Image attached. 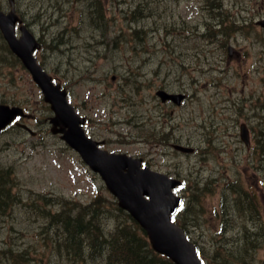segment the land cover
I'll return each instance as SVG.
<instances>
[{"label": "rangeland", "instance_id": "rangeland-1", "mask_svg": "<svg viewBox=\"0 0 264 264\" xmlns=\"http://www.w3.org/2000/svg\"><path fill=\"white\" fill-rule=\"evenodd\" d=\"M127 1L137 5L135 16L143 15V19L138 17L135 31L123 18L126 13L120 5ZM217 1L225 10L221 16L210 0H17L16 6L43 42L35 54L66 87L69 101L89 119L88 130L105 141L103 146L143 153L149 159L152 147L157 151L167 148V157L154 159L166 164H148L171 175L180 172L187 184L179 192L185 195L196 190L192 182L201 177L210 188L206 198V205L211 201L210 214L219 208L226 181L236 188H256L249 192L260 206L254 223L262 226L261 247L242 264H264V167L249 161L252 152L238 135L242 118L257 125L251 107L264 108V28L257 24L264 17V0ZM7 4L0 0V7L6 9ZM97 7L103 15L95 13ZM224 18L236 24L228 21L218 27L215 20ZM1 41L0 101L27 107L33 114L28 122L45 132L35 138L15 127L0 133V181L5 183V195L0 199V246L4 242L7 249L0 255V264H107L108 250L101 239L84 258L63 245L64 227L58 211L64 208L73 213L76 206L98 197V204L91 202L90 207L97 209L93 219H99L100 238L119 225H133L131 219L117 209L99 174L59 136L47 133L45 118L50 113L39 88L29 72L5 52ZM229 45L233 52L228 56ZM166 51L186 63L189 77L183 80L191 85L188 97L182 105L172 106L174 111H166L171 112L168 120L174 121L182 137L194 141L197 152L192 155L162 146L163 142L156 141L159 133L150 139L156 146L147 144L141 141L146 139V130L128 125L136 114H145L148 108L154 111L156 100L150 95L157 84L152 66ZM193 60L199 63L197 70L190 66ZM133 65L140 74L126 78ZM168 70L157 77L160 83L165 78L171 88L182 87L178 67L171 66L170 75ZM255 129L260 130L258 125ZM230 200L234 212L235 200ZM92 214L85 211L82 216ZM205 218L201 225L192 226L201 239L208 238L212 224L217 226L214 218L212 222ZM224 244L239 255L246 252L240 240L238 245ZM83 245L92 250L85 239ZM229 257L223 255L214 263L227 260L226 264H234L228 262L233 260Z\"/></svg>", "mask_w": 264, "mask_h": 264}, {"label": "water", "instance_id": "water-1", "mask_svg": "<svg viewBox=\"0 0 264 264\" xmlns=\"http://www.w3.org/2000/svg\"><path fill=\"white\" fill-rule=\"evenodd\" d=\"M9 1L12 9L8 14L0 11V26L11 48L23 58L34 79L41 86L45 99L52 104V108L56 112L53 117L54 124L62 126L61 128L54 127L53 130L55 132L64 131L62 137L70 145L83 152L88 160L89 154L102 152L101 165L96 166L89 160L92 167L95 170H100L108 187L118 196L120 205L129 209L146 228L156 250L166 253L178 264H202L197 254L196 245L188 241L183 230L170 221V214L175 210L178 199L169 190H163L162 179L152 177L149 180L151 185L148 183L145 171H137L136 176L132 173L124 174L120 164L123 155H119L117 159V157L108 156L105 151L97 150L94 145L89 144H94V142L84 136L72 106L66 101L65 91L60 90L59 85L53 84L50 75L42 70V67L32 56L31 50L35 46L34 37L24 26L21 27L24 32L23 36L20 39L16 37L15 23L19 17L15 12V1ZM261 23L264 25V20ZM22 114L21 107L0 104V130L5 128L17 115ZM64 126H67L68 129H65ZM241 135L248 141V131L243 126ZM144 194L150 195L151 200L145 199Z\"/></svg>", "mask_w": 264, "mask_h": 264}, {"label": "trees", "instance_id": "trees-1", "mask_svg": "<svg viewBox=\"0 0 264 264\" xmlns=\"http://www.w3.org/2000/svg\"><path fill=\"white\" fill-rule=\"evenodd\" d=\"M4 189H5V183L1 180L0 199L3 198L5 195ZM234 200H235V204H234L235 211H237L238 209L239 212L242 213L243 206L246 202L243 200L241 196L240 197L238 196ZM83 212L85 211L82 210V213ZM58 215L60 216L61 223H64L63 227L68 234L67 237L64 236V242H63L64 246L67 249H73L74 252H78V250L74 248L81 249L84 246L83 245L84 236L85 237L88 236V240H89L88 243L91 245V247L92 245H94L95 241L96 242L99 241L96 233H94L91 226H89L87 222L84 221L83 219L84 217L81 216L80 211L74 217L68 215L69 220L66 223L63 220V216H65V212L64 211L59 212ZM90 217L91 219H93L94 215L92 214ZM133 231L136 230L135 229L128 230L126 227H120L119 230L114 232V234H112L110 238H106L109 247V252L107 254V263L111 261L110 260L111 258L115 257L117 259L115 264H117V262H120L119 264H175L170 259L156 254L149 247L148 243L144 239H141L139 237L135 238L136 234ZM72 240H74V242H72ZM200 244H202V242ZM72 245L75 247L72 248L71 247ZM200 246H201L200 248L201 253L209 257L208 264H213L217 259H220L223 255L226 256V259L228 257L226 255L227 253H225L226 249H223L226 248L224 244H222V246H219L217 248L216 247L213 248V246L208 245L207 243ZM223 264H226V262H224Z\"/></svg>", "mask_w": 264, "mask_h": 264}, {"label": "bare ground", "instance_id": "bare-ground-1", "mask_svg": "<svg viewBox=\"0 0 264 264\" xmlns=\"http://www.w3.org/2000/svg\"><path fill=\"white\" fill-rule=\"evenodd\" d=\"M63 220L65 221V223L69 220V216L65 215L63 216Z\"/></svg>", "mask_w": 264, "mask_h": 264}]
</instances>
